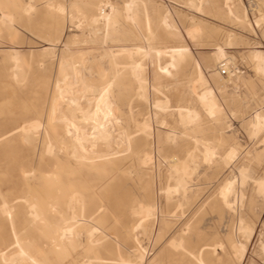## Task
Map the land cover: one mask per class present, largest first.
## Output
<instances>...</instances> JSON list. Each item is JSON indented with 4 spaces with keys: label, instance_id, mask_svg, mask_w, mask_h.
<instances>
[{
    "label": "rangeland",
    "instance_id": "374dc122",
    "mask_svg": "<svg viewBox=\"0 0 264 264\" xmlns=\"http://www.w3.org/2000/svg\"><path fill=\"white\" fill-rule=\"evenodd\" d=\"M133 1L0 0V264H264V74L253 58L264 53V0L230 2L242 24L225 0ZM217 45L237 69L228 89ZM175 46L187 57L165 70L169 53L156 50ZM196 63L214 115L191 91ZM63 68L112 80L116 163H75L61 147L51 101ZM178 106L196 117L180 123Z\"/></svg>",
    "mask_w": 264,
    "mask_h": 264
},
{
    "label": "bare ground",
    "instance_id": "6f19581e",
    "mask_svg": "<svg viewBox=\"0 0 264 264\" xmlns=\"http://www.w3.org/2000/svg\"><path fill=\"white\" fill-rule=\"evenodd\" d=\"M225 1H226L227 6H228V9H227L228 12L234 17V19L237 21V23L238 24L247 23L246 12L241 11L239 8L232 7L231 4H233V0H225ZM230 2H232V3L230 4ZM135 3H136L135 1L129 0V2H127L128 9L135 7L134 6V5H136ZM48 5L51 8H54L60 12L65 10V6L61 2L54 3V1H50ZM166 14H168V11L165 12L164 15H166ZM164 15H163V17H164ZM1 18H2V20L5 21V20L9 19V16L5 13H2ZM167 18H169V17H167ZM256 18H258V17H256ZM163 19L161 21H165V20L167 21V19H165V18H163ZM258 19H259V21L264 19V16L262 13H260V18H258ZM166 21H165V24H167ZM169 24H171V23L169 22ZM169 26L171 27V25H169ZM197 30L198 29L196 27V28H193L192 30H189V31L194 33V31H197ZM192 34H191V36H192ZM126 49H128V48H126ZM126 49L121 48V50H119V51L125 52ZM141 51H142L141 47H137L135 49L129 50L128 55H129V57H132V56H134V54L139 53ZM156 52H157L156 55H159V56L163 53L164 54L169 53L171 61L169 62L168 65H166V66L163 65L164 66L163 68L165 70H168L170 68V66H173L176 63H179L180 61L184 60L187 57L186 56L187 55V49L183 46H175V47L169 48L168 50L158 49V50H156ZM215 52H216V58H214V59L220 60L219 62H221L222 64H226L228 57L226 56V52L223 49V47L221 45H217V51H214L213 53L215 54ZM113 54L115 55V53H112V55ZM14 58L16 59L15 56H14ZM253 58L255 59L257 70L264 74V53H263V51L258 50V49L255 50L254 54H253ZM14 66H16V65H14ZM132 67H134L135 69L141 70L142 64L135 62L132 64ZM196 69L198 71H197V76L194 79L195 86H193L191 91L193 94L197 95L198 100L201 103V105L203 106V108L205 109V111H207V113H209L210 115H214L215 113H218L220 111V106L218 105V103L215 99V95H214L212 89H210V88L206 89L205 91H202L201 93H198L196 91V89L198 87L197 85H199V87H201L200 85H205L207 83V81H206L207 78L206 79L204 78L202 71H201V66L199 63H196ZM61 72H62L63 76L58 81L62 82V88L57 89V92L53 95V99L51 101L52 102L51 112L58 111L59 116H60V118L58 120L59 121L61 120L58 123V125H59L58 127L60 128L61 131L58 132V136H57V138L60 139V141L62 143L61 147L69 150V154L75 163H82V162H86L89 160H90L89 161L90 163H96V162H103V163L107 162L108 164L116 163V160L118 158L114 155L116 150L114 151L113 144L117 143L116 139H118V138L114 137V130L116 131L117 129H120V127H119L120 122H119V120H117L119 118H117V116H115L116 108L114 107V105H113L114 103L112 101V93L114 91L112 89V86H113L112 80L109 78H104L103 80L98 81V80L94 79L91 75H86V74H84L80 71L74 70V69H72L71 71H68L67 68L66 69L63 68L61 70ZM137 72H139V71H137ZM139 75H141V74H139ZM140 78L139 79L141 81L142 76ZM142 81H144V80H142ZM194 81H193V83H194ZM74 86H76V88ZM158 103H160V102H158ZM157 107L159 108L158 105H157ZM175 111H177V113L180 117L179 121H181L180 123H182V124L183 123L184 124L189 123L197 115L196 112L193 111L189 107L178 106L177 108H175ZM255 119H256L255 125L258 126L260 123V115L258 113L255 115ZM27 127L28 128H26V129H29V131H30V129L37 130L39 127V122H31L29 124V126H27ZM138 128H139L138 131L140 133H144L149 128V124L147 122L140 123ZM120 133L121 132L119 131V134L117 133L118 134L117 136H119ZM123 133H125V132H123ZM131 135L127 134V135H125V137L123 135L122 137L120 136V138L123 139V137H124L125 142L127 141L128 143H130V140L132 137ZM47 145H49V144H47ZM46 148H47V146H46ZM49 148H47V150ZM235 152H236L235 149H231L228 152V157L232 156V158H233V155H235ZM149 161H151L150 154L147 152H144L141 156V162L144 163L143 165H145V164L149 163ZM93 165L96 166V164H93ZM176 174H177V172H176ZM174 179H176V178H174ZM177 180H179L178 181L179 183L176 182L178 184V187L183 189L184 184H185V180L182 182V180H183L182 177H180ZM182 183H184L183 186H181ZM178 187H176V188H178ZM174 188H172V189H174ZM258 188L260 191L264 190V179H262L258 182ZM230 189H231V183H228L225 187V191L227 192ZM176 194H177V191H176ZM183 194H182V196H183ZM226 195L227 194L225 193L224 196H226ZM73 197H74V195L70 197L71 200L73 199ZM29 210H31V209H29ZM152 210L153 209H151V207H146V206L144 207L143 206V207H141L140 212L144 213V216L147 217V216L153 214ZM142 220H143V218H142ZM73 226H74V224H73ZM242 227H244V226H242ZM242 227H240V228L242 229ZM245 230H246V228H245ZM66 233H68V234L72 233V228L69 225L61 228L60 235L63 236ZM246 233L248 234V232H246ZM15 236H14V238H15ZM241 247H242V244H241ZM241 247H240V250H242ZM22 253H23V250H22ZM20 254H21V251H20ZM21 255H23V254H21ZM16 256H14V257H16ZM141 256L143 258V255H141ZM13 261H14V259H13ZM86 262L88 264V260ZM86 262H84V263H86Z\"/></svg>",
    "mask_w": 264,
    "mask_h": 264
},
{
    "label": "built area",
    "instance_id": "2783aa9c",
    "mask_svg": "<svg viewBox=\"0 0 264 264\" xmlns=\"http://www.w3.org/2000/svg\"><path fill=\"white\" fill-rule=\"evenodd\" d=\"M236 71L237 69L234 68L232 65L228 64L227 62L226 64L221 65L220 72L221 75L225 78L223 83L224 88L228 89V87L232 85L231 80L234 77Z\"/></svg>",
    "mask_w": 264,
    "mask_h": 264
}]
</instances>
